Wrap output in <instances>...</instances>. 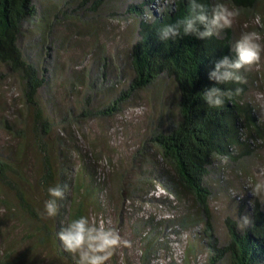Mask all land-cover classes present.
Listing matches in <instances>:
<instances>
[{
    "label": "rangeland",
    "instance_id": "rangeland-1",
    "mask_svg": "<svg viewBox=\"0 0 264 264\" xmlns=\"http://www.w3.org/2000/svg\"><path fill=\"white\" fill-rule=\"evenodd\" d=\"M139 1L115 0L95 12H84L80 0H34L38 18L26 24L20 43L46 78L39 98L48 120H44L46 117L37 120L33 108L26 106L18 76L0 63V151L6 155L11 153L20 161L17 165L23 176L19 175V185L36 200L37 211L44 220H48L43 215L47 195L36 184L43 171L44 153L50 152L53 162L52 185L63 186L66 196L77 197L75 185L72 188L68 181L73 178L77 181L79 174L82 179L83 169L91 171L92 166H85L86 162L98 165L97 178L106 187L101 193V203L93 200L85 206V212L96 219L110 221L127 242L115 249L108 264H169L173 261L171 255L180 261L189 251V264H205L206 253L200 250L203 240L198 237L204 222L181 229L182 214L194 213L196 204L173 194L171 185L175 184L167 179L171 173L168 165L161 160L157 147L146 142L163 128H169L170 121L177 116L176 110L173 115L167 110L173 102L170 100L173 83L168 79L160 89L150 85L135 96L126 97L120 101L121 109L114 116L101 111L115 99L118 91L128 88V52L138 32L136 20L127 14L126 6ZM166 2L154 0L153 5L158 8ZM43 11L48 18H42ZM244 17L241 12L232 26L235 40L245 23ZM252 28L255 27L252 25ZM257 68L264 72V57L259 67L248 69ZM252 90L264 118V92L256 87ZM41 132L43 136L39 135ZM60 150L67 157L66 165V161L61 163ZM249 163L252 181L264 178V158L255 157ZM159 165L169 169L170 173L164 175L166 180L157 179L161 176ZM239 168V163L217 161L207 176L212 191V222L223 240L225 217H250L255 203V197L245 188L247 177L236 172ZM82 181L86 187L91 184V179ZM18 202L17 190L0 182V258L7 249L15 258L28 250L21 240L35 221L30 215H16ZM8 206L15 214L9 213ZM142 224L144 229L140 228ZM155 226L161 229L158 238L169 240V246L157 240L161 242L159 252L150 253L145 261L143 236ZM176 229H181L180 234L175 233ZM43 250L44 254L40 255L44 257L47 251ZM27 254V258L31 256L29 251ZM45 259L44 264L52 262L49 256Z\"/></svg>",
    "mask_w": 264,
    "mask_h": 264
},
{
    "label": "trees",
    "instance_id": "trees-1",
    "mask_svg": "<svg viewBox=\"0 0 264 264\" xmlns=\"http://www.w3.org/2000/svg\"><path fill=\"white\" fill-rule=\"evenodd\" d=\"M112 1L115 0H80V6L84 7V12H95L105 3L109 2L110 6ZM166 1L165 4L158 5V8L153 5L154 0L131 2L126 6L127 14L136 20L138 32V38L128 52L130 80L128 88L116 91L118 95L101 111L114 116L121 109L120 101L135 96L150 85L160 89L169 79L174 90L170 91L173 95L170 100L173 102L167 110L170 115L176 110L177 116L170 121L169 128H163L146 142L157 147L161 160L171 171L170 173L166 166L159 165L163 171L159 170L161 176H157V179L166 180L164 175L170 173L167 174V179L175 184L171 185L173 194L179 199H191L196 204L194 213L182 214L181 229H190L194 224L204 222V229L200 230L198 237L203 240L200 250L206 253L205 264H264V204L255 199L249 217L251 223L243 230L237 228L236 217L226 216V235L223 240L212 222V191L207 184L209 170L217 161L239 163L237 174L246 176L245 180H254L249 162L255 157L264 158V118L261 106L253 99L252 88L256 87L264 92V72L259 68L254 71L242 69L244 83L215 85L222 90L240 88L241 91L238 95L233 94L230 101L226 100L222 109L209 108L198 93L214 85L208 79V72L216 60L229 54V47L235 41L234 31L231 27L205 40L185 36L175 42L161 41L158 31L164 25L183 18L188 11L186 0ZM203 2L211 7L215 0ZM226 3L234 4L242 10L249 29L255 12L264 16V0H227ZM42 15V18H48L44 11ZM36 18L37 7L34 0H0V63L18 76L26 106L33 108L37 120L46 117L44 120L47 122L48 115L39 98V91L46 84V78L20 43L26 24ZM39 23L44 26L43 22ZM253 26L264 34V29ZM104 59L107 60V57ZM106 64L107 62L104 66ZM39 135L43 136L44 133ZM60 152L59 157L63 163L67 157L62 154V150ZM44 154L43 171L36 184L46 193V188L54 180V167L50 152L48 155ZM19 162L13 154L6 155L0 151V182L17 190L19 202L16 215H30L35 224L30 225L31 230L27 229L21 240V243L27 244L28 250L15 258L14 253L7 249L0 258V264H44L48 256L52 260L50 264H72L56 233L62 221L66 223L71 217L86 214L85 206L93 203V200L101 203V193L106 185L101 178H97L98 165L89 161L85 163V166H92L91 171L83 169L82 179H79V174L77 181L74 178L68 181L72 188L75 185L77 197H72L71 194L66 196L65 192L64 198L59 201L58 215L44 220L40 211H37L36 200L19 185V175L23 176L18 168L20 165H17ZM66 163L67 161L65 165ZM65 171L63 169V173ZM24 178L26 179L25 176ZM84 178L86 181L91 179L89 187L83 183ZM8 209L11 215L15 214L13 208L8 206ZM140 228L144 229L143 224ZM181 229H176L175 233L180 234ZM152 230L143 236L146 247L144 260L150 253L159 252L161 242L158 241L169 246V240L158 238L160 228L155 226ZM43 248L47 251L44 257ZM28 251L31 256L27 258ZM190 254L191 251L180 261L171 255L170 259L173 261L169 264H189Z\"/></svg>",
    "mask_w": 264,
    "mask_h": 264
},
{
    "label": "clouds",
    "instance_id": "clouds-1",
    "mask_svg": "<svg viewBox=\"0 0 264 264\" xmlns=\"http://www.w3.org/2000/svg\"><path fill=\"white\" fill-rule=\"evenodd\" d=\"M187 14L173 23L164 25L158 31L161 41L175 42L185 36L205 40L224 30L230 29L241 16V9L228 4L225 0H215L211 7L203 0H186ZM252 25L264 29V16L255 12L250 20ZM239 37L229 47V54L223 55L214 62L208 72V79L213 86L205 88L198 95L212 109H222L225 101L233 94L238 95L240 88L222 90L215 85L242 84L245 77L241 70L257 66L264 57V34L256 28L249 29L248 22L241 25ZM264 111V108H262ZM256 201L264 204V178L249 179L245 185ZM64 187L59 183L46 188L47 199L43 202V215L53 218L58 215L59 201L64 198ZM251 223L249 216L238 217L237 228L245 229ZM56 236L64 251L69 255L72 264H108L115 249L126 244L119 230L110 221L96 219L87 214H80L61 222Z\"/></svg>",
    "mask_w": 264,
    "mask_h": 264
}]
</instances>
